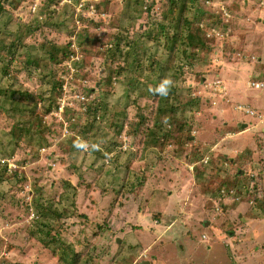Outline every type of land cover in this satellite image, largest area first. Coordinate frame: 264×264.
<instances>
[{"label":"rangeland","instance_id":"rangeland-1","mask_svg":"<svg viewBox=\"0 0 264 264\" xmlns=\"http://www.w3.org/2000/svg\"><path fill=\"white\" fill-rule=\"evenodd\" d=\"M166 2L143 0L134 17L129 0H0V264H66L72 252L76 264H264V0L189 10L187 32L212 51L172 78L184 106L174 139L155 126L156 99L119 120L130 73L105 55L118 32L141 54ZM112 117L123 144L107 150Z\"/></svg>","mask_w":264,"mask_h":264},{"label":"trees","instance_id":"trees-1","mask_svg":"<svg viewBox=\"0 0 264 264\" xmlns=\"http://www.w3.org/2000/svg\"><path fill=\"white\" fill-rule=\"evenodd\" d=\"M197 2L198 0H167L164 5L163 19L150 25L142 34L145 39L146 46H149L146 47L141 54L137 52L138 50L136 47L138 43L134 39H130L123 32H118L114 35L117 45H114L111 49L107 48L105 55H107V57L114 56L116 59L114 61H123V67H116V75H120L122 72L130 73V76L127 75L130 82L127 99L123 104L124 114L119 118L121 122H124V120L127 119V114L125 113L126 108L132 105V102H135V100H137L140 96H146L149 99H156L157 105L153 112V117L155 118L156 123L155 126H157L160 133L161 131L164 132L163 134L165 139H174L172 137L173 130L169 128L168 125L171 127L174 119L177 117V108H180L181 110L184 108V106H182V104L178 101L179 96L177 94V81L175 80H178V78L184 73L182 69L185 63L190 66L196 64L195 60L199 57L200 50H206L205 48H207L208 51H206V54L212 51L210 45L204 44L205 38L202 39L199 35V38H194L192 34L187 32L186 26L190 23L187 14L192 6H195ZM142 5L143 0H129L130 10L128 11V16L130 15V12H132L131 14H133L134 17H138L137 13L140 11ZM147 9H149V7ZM166 19H169V21ZM183 19L185 20V23H183ZM133 25H135V23ZM124 31L126 34L128 33L126 29H124ZM172 31L174 32L172 33ZM123 41H126V44H124L121 49V42ZM47 50L48 52L44 51V53H47L45 55L49 57L50 61H55L57 57L56 52L58 50H56L54 46H50ZM117 52H119V54H116ZM158 52H163L164 56H160ZM172 61L174 62L171 63ZM179 61H182L183 63L180 64ZM27 63L36 65L38 64V60L31 58V55L29 54ZM129 70L133 71L136 76H133L132 72H129ZM172 78L176 79L173 80ZM59 80L60 79L53 78V81H51V91H53L54 88L56 89L61 86L62 82ZM11 94L14 95V92ZM23 94L26 95V93ZM0 98H3L4 101L10 100L6 89L3 90L0 88ZM41 100L47 105L48 110H50L54 104L53 95H49L47 99H44L42 96ZM95 106L97 107H93V105L90 104L89 109L92 108L96 112L101 111L99 110V108H102L100 103ZM103 111H106L105 107ZM119 120L112 117L109 122V129L112 131L115 130L116 135L110 139L107 150L115 146L117 143L123 144L119 137V135H121L120 132L123 129V124L119 122ZM31 122L32 120L30 119L26 123L27 125H30ZM90 128L91 127L88 129ZM22 132V129L18 126L12 129V135L15 138H20L22 136ZM93 134L96 133L94 132ZM17 140L18 139H16V141ZM89 143L91 145V152L101 154L103 157L104 153L98 147V141H95L93 138V141L90 140ZM6 169L8 170L7 166L4 168V172L7 171ZM1 175L3 176L4 173L1 172ZM54 214L58 215L57 213ZM46 215L48 217L50 216L49 214ZM48 225L47 223H42L37 231L42 233L49 232V228L44 230V228ZM57 240L60 239L56 238V241ZM59 243H61V241H59ZM64 250L65 249L63 248V253ZM71 254L72 256L69 258L63 255V259L66 261V264L77 263L79 258L78 253L74 254L72 252Z\"/></svg>","mask_w":264,"mask_h":264},{"label":"built area","instance_id":"built-area-1","mask_svg":"<svg viewBox=\"0 0 264 264\" xmlns=\"http://www.w3.org/2000/svg\"><path fill=\"white\" fill-rule=\"evenodd\" d=\"M251 85L252 86H255V87H259L260 85H263V83L262 82H256V81H252L251 82ZM240 108H242V109H244L246 112H248V113H250V114H255V111H253L252 109H250V108H247V107H245V106H239ZM264 115V114H263ZM262 115V113H261V117L263 116Z\"/></svg>","mask_w":264,"mask_h":264},{"label":"water","instance_id":"water-1","mask_svg":"<svg viewBox=\"0 0 264 264\" xmlns=\"http://www.w3.org/2000/svg\"><path fill=\"white\" fill-rule=\"evenodd\" d=\"M143 264H150L148 261H144Z\"/></svg>","mask_w":264,"mask_h":264}]
</instances>
